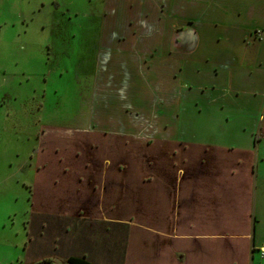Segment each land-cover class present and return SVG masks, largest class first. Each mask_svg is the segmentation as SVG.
Masks as SVG:
<instances>
[{
  "label": "crops",
  "instance_id": "0c3cea01",
  "mask_svg": "<svg viewBox=\"0 0 264 264\" xmlns=\"http://www.w3.org/2000/svg\"><path fill=\"white\" fill-rule=\"evenodd\" d=\"M218 2L208 15L236 45H220L214 58L198 57L182 35H157L156 28L108 31L120 44L139 39L137 55L100 49L102 57L122 51L108 57L123 65L129 82L121 98L133 105L103 102L120 90L100 63L94 116L101 118L95 128L74 126L81 135L74 190L44 203L74 212L62 240L73 226L79 232L65 263L72 256L94 264H264V0ZM116 109L125 122L109 115ZM44 136L52 144L53 135ZM50 155L67 172L71 157ZM39 156L47 164L50 156L34 153L33 160Z\"/></svg>",
  "mask_w": 264,
  "mask_h": 264
},
{
  "label": "rangeland",
  "instance_id": "374dc122",
  "mask_svg": "<svg viewBox=\"0 0 264 264\" xmlns=\"http://www.w3.org/2000/svg\"><path fill=\"white\" fill-rule=\"evenodd\" d=\"M218 1L0 0V264H52L49 258L53 264H65L66 253L76 249L74 238L79 228L73 226L65 242L62 240L69 223L75 222L70 218L74 212L67 214L60 207L44 203H56L74 190L70 183L78 177V167L73 157L81 145L76 128H95V117L101 118L100 112L94 116L100 63L102 76L118 80L120 90L103 102L117 107L133 105L121 98L129 82L125 74L121 76L123 65L119 59H110L122 57V51L109 48L102 57L100 49L123 48L137 55L138 37L120 44L113 36L133 25L156 28L157 35H182L180 40L191 45L190 51L195 46L198 57L214 58L220 45H236L221 33L217 18L208 15L220 5ZM109 30L117 32L108 35ZM197 34H201V41ZM154 53L144 54L149 57ZM177 54L188 56L183 51ZM114 112L109 115L125 122L120 114L123 111ZM42 122L50 126L43 127L45 131L39 130ZM46 131L53 135L52 144L44 141ZM34 153L50 156L47 164H38L41 156L34 161ZM52 153L71 157L67 172ZM32 186L34 200H39L36 205H32ZM29 231H46L50 240L46 236L30 239ZM44 256L48 258L41 261Z\"/></svg>",
  "mask_w": 264,
  "mask_h": 264
},
{
  "label": "trees",
  "instance_id": "16d2710c",
  "mask_svg": "<svg viewBox=\"0 0 264 264\" xmlns=\"http://www.w3.org/2000/svg\"><path fill=\"white\" fill-rule=\"evenodd\" d=\"M49 261V260H48ZM65 264H94L87 260L76 258V257H69Z\"/></svg>",
  "mask_w": 264,
  "mask_h": 264
},
{
  "label": "built area",
  "instance_id": "2783aa9c",
  "mask_svg": "<svg viewBox=\"0 0 264 264\" xmlns=\"http://www.w3.org/2000/svg\"><path fill=\"white\" fill-rule=\"evenodd\" d=\"M258 250H259L260 256L264 257V248L261 247ZM259 264H263V263H259Z\"/></svg>",
  "mask_w": 264,
  "mask_h": 264
}]
</instances>
